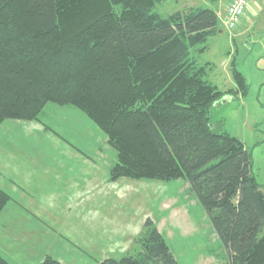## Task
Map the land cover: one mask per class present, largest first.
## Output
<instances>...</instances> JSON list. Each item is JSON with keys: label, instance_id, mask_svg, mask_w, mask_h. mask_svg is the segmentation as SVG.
Returning a JSON list of instances; mask_svg holds the SVG:
<instances>
[{"label": "trees", "instance_id": "1", "mask_svg": "<svg viewBox=\"0 0 264 264\" xmlns=\"http://www.w3.org/2000/svg\"><path fill=\"white\" fill-rule=\"evenodd\" d=\"M164 2L0 0V123L38 121L47 103L77 108L115 150L110 180L180 181L227 264H264L263 184L244 143L210 119L248 84L231 60L234 85L221 90L196 59L219 30L216 10L163 13ZM9 200L0 188V211ZM136 240V254L98 264H179L150 218ZM0 264L12 263L0 254Z\"/></svg>", "mask_w": 264, "mask_h": 264}, {"label": "rangeland", "instance_id": "2", "mask_svg": "<svg viewBox=\"0 0 264 264\" xmlns=\"http://www.w3.org/2000/svg\"><path fill=\"white\" fill-rule=\"evenodd\" d=\"M227 2L165 0L161 11L167 13L191 4L218 12L219 30L209 36L205 51L197 54L196 59L201 63L208 61L207 77L221 90L234 85L230 71V62L234 60L235 67L248 84V90L245 95H226L214 103L210 110L211 123L214 131L227 132L244 143L251 152L252 172L263 184L264 191V0H251L241 22L232 30L222 21ZM50 106L52 109L60 107V110L73 107L47 103L46 111ZM85 117L86 121L94 124L100 137V150L109 157L108 172L115 159V150L104 132ZM43 118L48 123L64 125L63 134L68 132L69 124L74 123L78 128L77 122H80L69 114H51L50 111ZM71 138L77 142L79 137L73 133ZM107 181L115 187V192L84 199L69 214L68 211L63 212V231L68 229L65 231L67 237L63 238V264H98L104 258L136 254L140 249L136 239L147 218L163 234L179 264H227L226 254L213 235L207 215L185 193L180 181L123 177L110 180L108 176ZM116 189L124 191L121 192L124 195L121 196ZM97 205L99 235L90 241H82L80 235L84 227L81 222L86 221Z\"/></svg>", "mask_w": 264, "mask_h": 264}, {"label": "crops", "instance_id": "3", "mask_svg": "<svg viewBox=\"0 0 264 264\" xmlns=\"http://www.w3.org/2000/svg\"><path fill=\"white\" fill-rule=\"evenodd\" d=\"M45 107L38 121L0 123V188L10 196L0 211V254L12 264H38L46 255L63 263L68 230L63 231V212L69 214L84 199L115 192L107 181L109 157L100 150L94 124L73 107H48L51 114L66 113L80 121H76L80 130L72 123L63 134L64 125L43 118ZM73 133L79 137L77 142L71 138ZM98 206L81 222L82 241L99 235Z\"/></svg>", "mask_w": 264, "mask_h": 264}, {"label": "built area", "instance_id": "4", "mask_svg": "<svg viewBox=\"0 0 264 264\" xmlns=\"http://www.w3.org/2000/svg\"><path fill=\"white\" fill-rule=\"evenodd\" d=\"M250 2L251 0H229L225 7L224 19H222L229 30L239 25Z\"/></svg>", "mask_w": 264, "mask_h": 264}]
</instances>
